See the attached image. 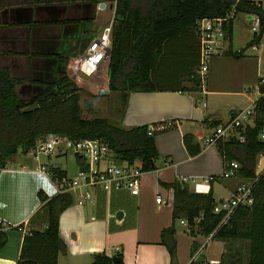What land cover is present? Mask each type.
Listing matches in <instances>:
<instances>
[{
	"label": "crops",
	"instance_id": "1",
	"mask_svg": "<svg viewBox=\"0 0 264 264\" xmlns=\"http://www.w3.org/2000/svg\"><path fill=\"white\" fill-rule=\"evenodd\" d=\"M252 1L260 2L264 10L262 0ZM100 3L104 4L102 8ZM107 8L111 10V17L86 29L85 23L94 21L97 14ZM114 9V0H100L96 5L78 2L1 10L0 64L20 80L16 85L18 94L31 96L68 71L73 72L70 79L77 86L86 87L90 79L85 84L81 77L87 75L79 71L85 50L80 51L81 44L98 35L113 19ZM240 14L249 21L244 26L242 42L233 49L232 38L238 33L233 19L237 14L231 20V37L227 38L226 27L220 52L211 57L202 80L194 74L198 49L189 40L182 39L165 48L163 59L153 70L157 84L175 87L129 92L124 111L119 112L121 126L158 125L175 120L174 125L155 130L158 132L154 135L155 145L164 161L161 164L155 161L156 168L144 172L139 194H131L127 189L108 192L95 188L93 200L78 203L77 191L69 190L73 201L58 217L64 247L58 251L57 264H91L94 253L102 251L110 255L121 252L125 264H190L192 260L194 264H223L221 258L229 247L233 251L241 248L246 258L243 240L206 239L203 234L189 233L188 226L177 218L183 227L179 229L177 219L174 220L176 249L172 263L166 246L160 243L161 229L173 222L172 200L165 203L155 200L158 192L169 196L168 189L160 181L170 182L186 176L189 179L184 182L191 190L207 192L211 189L214 199L218 200L229 196L237 183L244 180L237 174L221 176L225 158L217 142L204 145V136H201L211 134L216 124L227 122L264 93V83L260 82L264 76V33L257 43L247 47L253 36V32L249 35L246 32L252 31V18L249 14ZM22 15L26 18H17ZM8 23L13 25L3 26ZM170 71L174 73L172 76H168ZM100 72L101 76L107 73L106 63ZM193 74L199 81L194 82ZM104 83L106 85V81ZM227 129L221 140L233 135L240 138L236 128ZM186 133L191 135L189 143L193 153L184 143ZM21 153L23 158L15 157L14 153L7 166L0 170V221L6 233V243L0 247V264H17L24 235L33 228L45 226V219L38 213L42 202L37 191L47 187L39 174V163L47 166L29 152ZM26 154L31 158H25ZM230 156L231 160L235 159ZM54 166L65 169L68 177L74 176L79 168L75 154L67 155L65 163ZM45 174L50 175L47 170ZM208 175L214 178L205 181ZM197 182L202 184L201 190L195 189Z\"/></svg>",
	"mask_w": 264,
	"mask_h": 264
},
{
	"label": "trees",
	"instance_id": "2",
	"mask_svg": "<svg viewBox=\"0 0 264 264\" xmlns=\"http://www.w3.org/2000/svg\"><path fill=\"white\" fill-rule=\"evenodd\" d=\"M114 1L111 48L106 62L107 73L102 74V78L106 81L105 88L108 91L119 92L121 113L132 90L175 87L159 85L153 79V70L163 59L165 48L179 43L182 39L189 40L196 45L199 59L195 29L198 19L230 15L226 25V35L230 38L231 20L237 14L258 17L259 27L257 31H253L247 47L257 43L264 33V10L260 2L252 0ZM78 2L96 5L100 0H0V11ZM7 25L13 24L3 26ZM91 39L89 37L81 44V52ZM1 54L0 50V56ZM173 74V71L168 72V76ZM194 74V82L199 81ZM71 76L73 72L68 71L53 84L43 86L31 96L22 97L16 90L20 80L11 76L8 69L0 64V170L7 166L14 153L19 150L28 152L48 133L69 138L101 137L108 143L116 160L136 161L145 171L155 169V161L159 157L154 140L156 131L149 134L148 124L123 127L105 116H82L79 104L80 87L70 79ZM263 123L264 93L254 101L252 121L236 128L240 138L233 135L226 140H217L218 150L225 161L231 160V154L239 162L236 174L242 178L255 179L252 202L239 205L225 223L220 224L222 213L213 211L215 199L211 189L207 192H196L178 179L160 181L166 188L173 189V222L160 231V243L166 246L172 263L176 249L174 220L185 218L191 234L208 235L214 230L213 239L245 242L246 258H243L241 248L233 251L229 247L221 258L223 264H264V169L260 174H255L257 157L264 153V143L259 138ZM190 138L191 135L187 133L183 135L186 147L193 153ZM75 156L78 166L82 167L81 156ZM48 170L52 178H68L66 170L59 166H50ZM37 196L42 202L38 213L45 216V226L42 229L33 228L24 235L17 264H57L58 251L64 247L59 233L58 217L60 211L72 203V193L63 190L47 196L39 189ZM5 243L6 233L0 221V247ZM195 247L194 244L193 248ZM117 253L122 257L121 252ZM91 264L125 263L122 259L113 261L110 254L102 251L94 253ZM190 264H194V260Z\"/></svg>",
	"mask_w": 264,
	"mask_h": 264
},
{
	"label": "built area",
	"instance_id": "3",
	"mask_svg": "<svg viewBox=\"0 0 264 264\" xmlns=\"http://www.w3.org/2000/svg\"><path fill=\"white\" fill-rule=\"evenodd\" d=\"M229 16L203 17L195 22L199 47V59L195 72L200 77V80L206 75L211 57L220 52L219 43L224 39ZM112 22L113 19L104 25L98 35L86 46L79 65V71L82 74L89 75L96 73L108 61L112 40ZM258 27L259 19L253 16L250 29L253 32L257 31ZM260 82L264 83V76L261 77ZM253 116L254 103L234 114L227 122L216 125L211 134L202 138L203 144L216 143L218 138L226 134L227 128H237L238 126L250 123ZM174 124L175 120H166L158 125L148 124V133L154 132L157 128L170 127ZM259 138L264 143V123L259 131ZM67 149L81 156L83 166L78 168L74 176L67 179H58L52 178L51 175L47 176L45 174V166L39 163V174L43 176L47 185L44 189L40 188L45 195L52 196L63 190H76V201L81 203L84 200L94 199L95 188L108 192L117 189H127L131 194H139L141 177L145 170L136 161L116 160L108 143L101 137L69 138L48 133L44 138L38 140L28 152L36 160H39L41 153L49 155L56 151H66ZM261 155H264V153ZM238 167L239 162L237 160L232 159L227 161L221 176L229 177L236 175ZM213 178V175H208L205 177V181ZM179 179L186 181L189 178L183 176ZM192 179L194 180V178ZM254 180V178H244V180L237 183L229 196L214 201L213 211L222 213L220 224L225 223L239 205L250 204L252 202ZM195 186L196 190L202 188V184L199 182ZM167 189L169 195L167 197L160 192L156 193L155 200L157 203H165L172 200L173 189L171 187ZM180 222L187 225L185 218H180ZM213 232L214 230L205 235V238H212Z\"/></svg>",
	"mask_w": 264,
	"mask_h": 264
},
{
	"label": "rangeland",
	"instance_id": "4",
	"mask_svg": "<svg viewBox=\"0 0 264 264\" xmlns=\"http://www.w3.org/2000/svg\"><path fill=\"white\" fill-rule=\"evenodd\" d=\"M108 1H113V0H107V2ZM262 1H263V6H264V0ZM97 16L98 17L94 21L85 23L86 29H90L91 27L95 25L96 22H99L100 20H105L107 17L108 18L111 17V10L109 8H107L104 11L101 10L97 14ZM247 24H249V21L246 20L245 16L240 13L237 15V17L233 19L234 28L238 30L237 35L235 37L233 36L232 38L233 49L235 48L236 44L242 42L244 38V26ZM96 27L97 26H95V28ZM246 32L248 35L252 33V31H250L249 29ZM87 34H88V31L85 33V35ZM81 78L85 81V84L90 79L89 80L90 83L89 84L87 83L88 85L86 87H81L79 89V104L81 108V115L84 117L105 116L111 122L116 123V124L119 123V120H118L119 112L121 111V98H120L119 92L115 90L108 91L106 88H104L105 81L104 79L102 80V76L99 73H92L87 76L82 75ZM81 83L83 82L81 81ZM156 133L158 134V132H155V134ZM201 136H205V135L202 134ZM58 152H61V153H55V154L52 153V154H49L50 156H47L43 153L40 154L39 158L47 166L45 168L49 174H50L48 170L49 164L59 165V164L65 163L67 155H70V156L74 155V153L70 149H67L66 152H62L60 150ZM260 156L262 155H259L257 157L256 169L259 164ZM15 157H18L19 159H21L24 157V154H22L21 151H17L15 153ZM29 157L30 156L26 154L25 158H29ZM163 161H164V157L162 156H159L156 159L157 164H161ZM40 216L43 217V219H45V216L43 214ZM176 225L179 229H182L183 227L182 224L179 223V219L176 220Z\"/></svg>",
	"mask_w": 264,
	"mask_h": 264
},
{
	"label": "water",
	"instance_id": "5",
	"mask_svg": "<svg viewBox=\"0 0 264 264\" xmlns=\"http://www.w3.org/2000/svg\"><path fill=\"white\" fill-rule=\"evenodd\" d=\"M103 6H104L103 3H100L99 4V7L100 8H102ZM248 17L252 18L253 15H248ZM105 91H107V90H105ZM263 169H264V155L260 156V158H259V164H258L257 169L255 170V173L256 174H260ZM111 257H112L113 261H115V262L120 261L122 259V257L117 252L116 253H113L111 255Z\"/></svg>",
	"mask_w": 264,
	"mask_h": 264
},
{
	"label": "flooded vegetation",
	"instance_id": "6",
	"mask_svg": "<svg viewBox=\"0 0 264 264\" xmlns=\"http://www.w3.org/2000/svg\"><path fill=\"white\" fill-rule=\"evenodd\" d=\"M25 16H26V15H22V16H20V17L17 16V18H19V19H23V18H26Z\"/></svg>",
	"mask_w": 264,
	"mask_h": 264
}]
</instances>
